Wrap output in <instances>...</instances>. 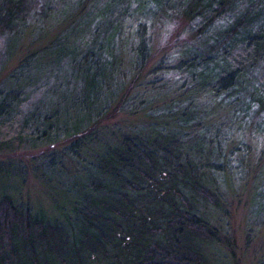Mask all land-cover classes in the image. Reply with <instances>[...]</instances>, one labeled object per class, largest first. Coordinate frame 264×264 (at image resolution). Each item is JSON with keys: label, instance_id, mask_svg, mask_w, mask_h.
I'll return each instance as SVG.
<instances>
[{"label": "trees", "instance_id": "obj_1", "mask_svg": "<svg viewBox=\"0 0 264 264\" xmlns=\"http://www.w3.org/2000/svg\"><path fill=\"white\" fill-rule=\"evenodd\" d=\"M138 1L116 0L118 7L109 9L105 21V40L117 35L118 24L134 4L132 10L140 16L161 11L187 21L198 19L200 40L183 50L177 67L188 75L189 83L180 96L210 94L218 106L225 100L243 101V118L264 116V0H143L141 5ZM66 3L70 4L63 6ZM35 9L38 15L45 13L39 0H0V41L7 35V43L29 26ZM218 19L225 25L205 35ZM112 50L97 52L108 56ZM134 50L141 70L144 50ZM93 57L88 46L64 53L50 65L66 61L75 67L74 63L88 64ZM38 59L39 52L24 57L7 77V64L0 58V153L14 149L12 142L46 148L61 142L69 143L65 155L81 147L86 148L85 156L79 166L69 169L59 164L58 152L42 156L47 166L40 171L44 201L51 202L47 206L20 201L6 192L13 186L12 162L0 161V264H213L217 240L207 210L220 208L216 168L223 155L209 130L199 125L198 107L192 101L180 109L166 104L136 133L110 131L95 139L93 131L112 114L107 108L112 100L98 95L94 101L87 98L76 119L44 126L42 110L83 105L67 88L70 74H56L61 99L54 103L41 93L23 112V105L44 86ZM31 63L33 68L23 71ZM79 73L95 80L88 70ZM12 77L22 80L12 83ZM59 86L52 89L56 94ZM97 90L102 88L96 85L91 92ZM185 107L192 110L185 112ZM49 114L44 113V119H52ZM206 140L213 151L203 148L200 142ZM223 161L228 164L226 158Z\"/></svg>", "mask_w": 264, "mask_h": 264}, {"label": "rangeland", "instance_id": "obj_2", "mask_svg": "<svg viewBox=\"0 0 264 264\" xmlns=\"http://www.w3.org/2000/svg\"><path fill=\"white\" fill-rule=\"evenodd\" d=\"M65 2L70 4L63 6ZM142 2L138 1L140 5ZM39 4L45 8L42 16L35 9L27 21L29 26L21 28L19 34L12 36L7 43V35L0 41V58L4 66L7 64L4 71L7 77L24 57L37 52L40 55L37 64L43 68L40 76H43L41 81L44 86L23 105V112L40 99L41 93L45 100H53L54 103L60 100L63 91H59L62 86L56 83V74L63 77L68 73L71 83L67 88L71 95L76 94L82 108H47L40 112V123L42 121L44 126H50L59 125L66 118L74 120L84 111L87 98L94 101L99 98L98 95H106L112 100L107 106L112 114L101 121L90 135L95 139L97 135L99 138L108 136L110 131L136 133L149 124L148 116L161 112L163 105L172 103L174 109H180L192 101L200 113L199 125L209 130L213 141H217L223 160H228L227 165L220 160L216 168L215 193L220 208L207 210L217 240L216 249L212 250L213 264H264V116L243 118V101L226 103L225 100L218 106L210 94L180 96L188 89L189 83L188 75L177 67L183 59V50L200 40L201 33L197 31L200 20L187 21L161 11L140 16L132 10L136 6L134 4L122 17V24H118L117 35L105 40V21L109 17V9L116 10L118 7L116 0H39ZM118 14L116 11L115 15ZM223 25L225 22L218 19L205 35ZM88 46L94 52L88 64L74 63L73 67L62 61L50 65L58 56L75 49H87ZM135 47L144 50L141 70L134 59ZM111 48L112 54L108 56L97 52L99 49L107 52ZM33 62L36 63V60ZM32 63L27 66L26 63L23 71L33 68ZM83 70H88L95 80L88 81L84 73L77 74ZM22 78L12 77L11 82H20ZM55 85L59 86L55 89L57 94L52 90ZM96 85L102 90L92 93ZM183 110L189 112L192 109L185 107ZM44 113H50L52 119H44ZM61 139L62 134L58 141ZM12 143L14 149L0 153L1 163L12 162L10 183L13 186L6 187L5 191L23 202L30 199L35 205L44 202L47 206L51 203L48 199L44 201L47 196L40 179L44 166L42 156L58 152L59 164L69 169L79 166L86 150L80 147L72 152L73 155L69 152L65 155L69 143L57 142L47 148L37 144L18 147L15 142ZM200 143L205 150L212 149L207 140ZM205 158L211 161L210 157Z\"/></svg>", "mask_w": 264, "mask_h": 264}]
</instances>
